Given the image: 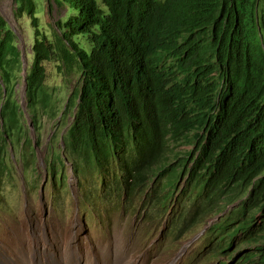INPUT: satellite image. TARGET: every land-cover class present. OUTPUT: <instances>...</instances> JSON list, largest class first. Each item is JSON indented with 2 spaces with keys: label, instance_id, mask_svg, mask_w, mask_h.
Listing matches in <instances>:
<instances>
[{
  "label": "trees",
  "instance_id": "16d2710c",
  "mask_svg": "<svg viewBox=\"0 0 264 264\" xmlns=\"http://www.w3.org/2000/svg\"><path fill=\"white\" fill-rule=\"evenodd\" d=\"M47 1L65 9L50 37L37 0H15L33 29L24 79L35 142L16 99V36L0 16V195L12 179L9 146L35 172L39 117L56 116L52 62L77 76L62 147L45 164L54 195L67 189V162L96 217H149L181 240L222 215L205 232L211 245L230 264H264V0Z\"/></svg>",
  "mask_w": 264,
  "mask_h": 264
},
{
  "label": "rangeland",
  "instance_id": "374dc122",
  "mask_svg": "<svg viewBox=\"0 0 264 264\" xmlns=\"http://www.w3.org/2000/svg\"><path fill=\"white\" fill-rule=\"evenodd\" d=\"M64 15L65 9L62 7L47 0H37L36 17L40 31L47 37L59 32L56 23L62 22ZM0 16L16 36L22 61L16 99L25 112L24 120L29 125L28 135L35 142L36 134L26 111L24 92V76L32 58L33 29L27 15L16 12L15 0H0ZM76 40L81 46L87 47L84 38L77 37ZM44 68L46 85L49 90L55 91L52 106L56 108L57 117L54 120L42 115L39 117L42 129L40 146L35 149V175L31 171L23 172L22 166L15 164L13 149L10 146L7 148L11 157L12 179L0 195V252L5 256H17L22 252L27 255L26 249L34 241L46 238L51 241L40 254L43 259L57 260L62 255H68L81 259L82 264H90V259L94 256L102 264L104 261L109 264L116 257H121L125 264H230V257L221 254V250H216L208 235L202 237L213 222L220 220L221 215L211 218L206 225L193 229L181 240L168 238V226L165 222L153 230L149 217L140 224L139 215L124 216L117 211L107 214L102 220L100 215L96 217L80 207L77 181L67 162L64 170L67 189L65 192L59 191L57 203L51 199V189L45 181V164L49 148L52 146V150H58L59 146L62 147L61 143L58 144L59 134L64 132L71 121L69 116L61 119L62 110L66 96L77 88V76L70 71L59 73L56 64L52 62H46ZM261 223L262 218L257 216L256 230ZM238 242L237 238L233 250L240 252L246 249L244 246L240 247ZM185 247L187 249L183 252Z\"/></svg>",
  "mask_w": 264,
  "mask_h": 264
},
{
  "label": "bare ground",
  "instance_id": "6f19581e",
  "mask_svg": "<svg viewBox=\"0 0 264 264\" xmlns=\"http://www.w3.org/2000/svg\"><path fill=\"white\" fill-rule=\"evenodd\" d=\"M31 127H33V126H31ZM35 149H36V146H34V150ZM35 152H36V150H35ZM14 156H15V159L18 158L16 155H14ZM9 158H10V162H11V157H9ZM15 164H20L22 166L23 172L31 171L33 173V166L30 165V166H28V169L25 170L24 169L25 165L23 167V164L18 159L15 162ZM46 180H47V177H46ZM46 185H49V184L47 183ZM49 187H50V185H49ZM50 189H51V187H50ZM62 191L65 192V190H62ZM51 199H53L56 203L59 200L58 195L57 194L54 195L52 190H51ZM83 205L84 204H81L80 207L83 209H87V206L86 205L83 206ZM86 213H88V212H86ZM91 213H93V212L91 211ZM110 213H113V212L110 211L107 214L110 215ZM107 214L103 215L102 213H100L97 215H100V218H102V220H103L106 218ZM50 241H51V239H46V238L43 240L34 241L30 247H28L27 249L25 248L27 250V255L25 254V252H22V253H19L17 256H12L11 254H6L7 256H5L4 253L0 252V264H23V262H30L31 264H82L81 259H79V258L74 259L72 256H68V255H62L61 258H59L57 260L41 258L40 254L45 251V246L49 245ZM187 246H189V245H187ZM186 249H187V247L184 248V250H186ZM102 257H104V255ZM100 259H101V257H100ZM67 261H69V262L74 261V262L69 263ZM107 262L108 261H104V264H107ZM90 264H102V263L97 259V257L94 256L90 259ZM109 264H125V263L123 262V259L121 257H116Z\"/></svg>",
  "mask_w": 264,
  "mask_h": 264
},
{
  "label": "clouds",
  "instance_id": "9594fccd",
  "mask_svg": "<svg viewBox=\"0 0 264 264\" xmlns=\"http://www.w3.org/2000/svg\"><path fill=\"white\" fill-rule=\"evenodd\" d=\"M24 77H25V76H24ZM24 88H25V79H24ZM15 89H16V88H15ZM24 90H25V89H24ZM24 92H25V91H24ZM68 95H69V94H68ZM68 95H67V96H68ZM67 96H66L65 101H64V106H65V104H66ZM63 109H64V108H63ZM55 110H56V109H55ZM26 111H27V110H26ZM22 112H23V118H24V113H25V112H24L23 110H22ZM62 112H63V110H62ZM54 114L56 115V116H55V118H56V117H57V113H56L55 111H54ZM28 117H29V116H28ZM62 118H63V117H62V115H61V119H62ZM53 120H54V119H53ZM24 121H25V120H24ZM29 121H30V118H29ZM25 122H26V121H25ZM26 124H27V123H26ZM31 124H32V123H31ZM27 125H28V124H27ZM28 126H29V125H28ZM60 143L62 144L61 141H60ZM221 217H222V215L220 216V218H221ZM216 222H218V221H216ZM165 223H166V222H165ZM213 223H215V222H213ZM213 223H212V224H213ZM166 224H167V223H166ZM212 224H211V225H212ZM211 225H210V226H211ZM167 226H168V225H167ZM210 226H209V227H210ZM207 230H208V229H207ZM207 230H206V231H207ZM206 231H205V232H206ZM202 237L204 238V237H206V235L204 234V236H202ZM157 241H159V240H157ZM244 246H245V245H244ZM183 250H184V249H183ZM184 251H185V250H184ZM184 251H183V252H184ZM243 254H244V253H242L241 255H238V256H237V257H238L237 259H239ZM239 256H240V257H239Z\"/></svg>",
  "mask_w": 264,
  "mask_h": 264
}]
</instances>
